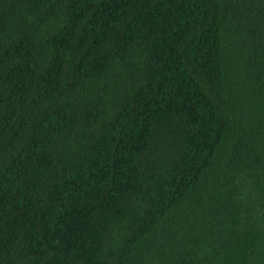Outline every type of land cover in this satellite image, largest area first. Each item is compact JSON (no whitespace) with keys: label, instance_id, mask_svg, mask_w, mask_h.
Wrapping results in <instances>:
<instances>
[{"label":"trees","instance_id":"16d2710c","mask_svg":"<svg viewBox=\"0 0 264 264\" xmlns=\"http://www.w3.org/2000/svg\"><path fill=\"white\" fill-rule=\"evenodd\" d=\"M0 264H264V0H0Z\"/></svg>","mask_w":264,"mask_h":264}]
</instances>
